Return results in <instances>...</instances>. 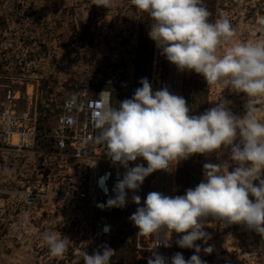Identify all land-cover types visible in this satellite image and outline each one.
Listing matches in <instances>:
<instances>
[{
	"label": "rangeland",
	"instance_id": "rangeland-1",
	"mask_svg": "<svg viewBox=\"0 0 264 264\" xmlns=\"http://www.w3.org/2000/svg\"><path fill=\"white\" fill-rule=\"evenodd\" d=\"M203 6L210 13V22L220 18L230 21L236 33L234 42L264 40V0H203ZM151 23L148 14L138 11L131 0H112L109 8L98 7L93 0H0V116L8 111L20 119L29 113V128L36 127L35 140L32 129L22 142L17 134L21 129L0 117V190L5 192L0 195L3 264H83L80 251H94L80 213L50 202L28 208L11 192L21 191L33 181L55 182L63 173L65 168L50 147L49 133L66 97L96 96L107 91L111 105L118 107L142 87L144 77L153 91L163 87L171 91L173 64L149 37ZM229 46L230 42H224L220 52ZM176 95L184 97L190 115L198 116L222 101L238 118L247 115L244 93L223 83L208 85L195 72L178 70ZM256 107V119L264 122V98H258ZM9 126L13 131L10 137ZM15 134L19 137L16 144L12 138ZM239 142L238 135L234 143ZM230 154L231 146L172 162L168 196L194 189L204 179L206 163H227L228 170H234L238 165ZM144 162L138 159L129 166ZM152 178L147 189L160 192L162 170ZM260 179H264V170ZM137 207L132 205L114 214L111 243L115 255L111 264H148L152 257L154 235L137 236L138 229L129 220ZM45 230L69 239L62 257L49 254L42 239ZM203 230L211 239L196 244L207 264H264L261 234L211 217ZM180 235L173 233L169 239V261L176 253L186 260L195 254L194 249L176 244ZM209 245L213 251L205 254L203 249Z\"/></svg>",
	"mask_w": 264,
	"mask_h": 264
},
{
	"label": "clouds",
	"instance_id": "clouds-1",
	"mask_svg": "<svg viewBox=\"0 0 264 264\" xmlns=\"http://www.w3.org/2000/svg\"><path fill=\"white\" fill-rule=\"evenodd\" d=\"M140 12L147 13L152 23L148 35L168 62L179 71L195 72L208 85L227 84L232 90L244 93L248 102L247 115L238 118L222 101L200 115H190L184 97L172 94L167 87L153 91L147 77L142 87L135 89L130 99L110 103V93H100L99 106L92 113L93 125L99 130L95 142L105 146L104 154L113 165L125 169L117 179L105 203H97L101 210L123 208L128 200L138 205L129 220L138 229L137 236L159 238L170 247L173 233L181 234L176 244L194 249L189 259L176 253L170 261L153 251L148 264H207L199 253L196 241L207 243L211 236L205 232L209 217L227 224H240L264 236V122L256 119L258 98H264V40L234 42L235 30L227 18L209 21L210 13L203 0H131ZM98 7L109 8L112 0H93ZM230 46L220 52V46ZM239 143H234L237 136ZM231 146V161L238 166L206 163L204 179L184 195L168 196L149 192L141 205L139 191L146 177L160 170H171L172 162L186 160L194 154L207 155ZM147 162L130 167V162ZM96 163L91 165L95 167ZM100 186L108 194L104 180ZM119 177V173H118ZM259 180V184L254 181ZM253 197L254 199L250 198ZM105 232L109 227H105ZM167 236V239L164 237ZM162 237V241L161 238ZM42 239L52 257H62L69 239L50 230ZM211 254L213 247L203 249ZM83 264H111L115 251L101 245L92 254L80 251Z\"/></svg>",
	"mask_w": 264,
	"mask_h": 264
},
{
	"label": "built area",
	"instance_id": "built-area-1",
	"mask_svg": "<svg viewBox=\"0 0 264 264\" xmlns=\"http://www.w3.org/2000/svg\"><path fill=\"white\" fill-rule=\"evenodd\" d=\"M100 93L96 96L84 94L82 97L71 95L63 100L59 109L60 112L57 115L56 125L49 133V144L53 149V154L61 162V167L65 168L56 181H33L29 182L23 190L11 192L13 197H19L20 202L28 208L36 207L40 203L50 202L60 206L62 209L66 208L67 210H74L80 213L88 226L89 240L94 250H97L101 245H107L113 249L111 237L114 214L136 205L131 200L133 193L129 191L126 206L123 208L101 210L96 206L97 203H105L110 196H115L112 189L117 179L123 178L125 171L123 167L113 165L106 157L103 144L95 142V137L99 134V130L93 125L92 113L99 106L101 101ZM108 93L110 92L105 91V94ZM0 117H3V120L8 119V122H12L21 129L17 134L20 135L22 142L30 136L29 132L32 129L31 135L34 136L33 141L35 140L36 127L32 126L29 128L28 122L32 119L29 113L17 119L10 116L8 111H5ZM8 128L10 130L7 131V136L10 137L13 131L12 127L9 126ZM94 163L96 165L92 167L91 165ZM144 165L145 167L147 166L146 161ZM156 172L152 173L149 180L144 181L139 191L135 193L136 195L139 194L141 198L140 206H143L147 186ZM162 173L165 176L168 171L162 170ZM106 174H110L104 180L108 190L107 195H105L100 186L101 178L105 177ZM164 183L165 179L163 177L160 184V192L164 195H169L167 191L164 193ZM165 184H167V181ZM4 193V191L0 190V195ZM2 215L3 212L0 208V264H3L4 258L1 235ZM106 226L109 227L108 232L104 231ZM166 238L167 236L164 237V239ZM160 239L162 241V237ZM158 242L159 238L154 235L150 247L152 254L155 251L164 257H168L167 247L163 246V242L156 246Z\"/></svg>",
	"mask_w": 264,
	"mask_h": 264
},
{
	"label": "bare ground",
	"instance_id": "bare-ground-1",
	"mask_svg": "<svg viewBox=\"0 0 264 264\" xmlns=\"http://www.w3.org/2000/svg\"><path fill=\"white\" fill-rule=\"evenodd\" d=\"M19 135V134H18ZM18 135L17 134H15L12 138H13V141H14V143L16 144L18 141H19V137H18ZM20 136V135H19ZM169 173H170V170L168 171V173H165V176H163L164 177V179H165V183H166V181H167V184H165L164 183V193L167 191V194H168V192H169ZM166 175H168V176H166ZM154 183V182H153ZM166 185H167V187H166ZM149 193V190L147 189L146 190V193H145V199H146V196H147V194ZM139 195V194H138ZM77 212V211H76Z\"/></svg>",
	"mask_w": 264,
	"mask_h": 264
},
{
	"label": "water",
	"instance_id": "water-1",
	"mask_svg": "<svg viewBox=\"0 0 264 264\" xmlns=\"http://www.w3.org/2000/svg\"><path fill=\"white\" fill-rule=\"evenodd\" d=\"M177 73L178 69L173 65L172 79H171V93L176 95V84H177Z\"/></svg>",
	"mask_w": 264,
	"mask_h": 264
}]
</instances>
